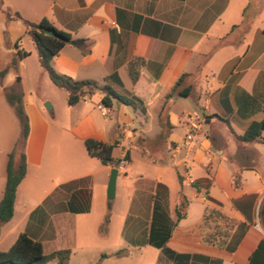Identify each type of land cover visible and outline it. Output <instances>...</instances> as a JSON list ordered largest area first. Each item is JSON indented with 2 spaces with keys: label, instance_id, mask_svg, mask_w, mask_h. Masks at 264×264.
<instances>
[{
  "label": "crops",
  "instance_id": "1",
  "mask_svg": "<svg viewBox=\"0 0 264 264\" xmlns=\"http://www.w3.org/2000/svg\"><path fill=\"white\" fill-rule=\"evenodd\" d=\"M0 2L28 22L46 18L71 35L76 44L51 61L58 74L106 85L135 104L106 107L98 92L67 105L40 68L24 24L0 11V72L15 60L0 77V119L14 121L6 93L21 97L28 119L26 173L5 225L16 220L17 236L39 241L45 256V238L58 244L51 254L72 253L78 222L90 219L98 192L100 220L110 202L108 228L119 218L133 249L154 248L176 264L147 243L160 222L170 232L164 246L181 264H264V144L235 138L252 123L264 137V0ZM159 136L163 143L154 147L143 141ZM17 137H0V200ZM86 140L113 145L114 163L90 157ZM123 159L108 201L110 170ZM182 198L184 216L174 225Z\"/></svg>",
  "mask_w": 264,
  "mask_h": 264
},
{
  "label": "trees",
  "instance_id": "2",
  "mask_svg": "<svg viewBox=\"0 0 264 264\" xmlns=\"http://www.w3.org/2000/svg\"><path fill=\"white\" fill-rule=\"evenodd\" d=\"M0 11L4 14L7 20L20 21L24 24L26 29V35L33 43L34 49L38 56L39 66L44 71L51 83L62 90L66 94V102L69 106H74L80 102L84 97L90 96L94 93H103L102 104L106 107H110L113 101L135 107L131 98L115 93L108 86H100L97 82L92 80L74 81L71 78L58 74L51 65V61L59 51L71 41V35L67 32L58 30L54 25L46 18H43L38 23H32L24 20L18 13H10L2 8L0 2ZM48 32V33H47ZM264 34V28L262 30ZM11 68L15 67V60L10 63ZM8 68H5L0 72V77H3ZM133 82L137 79V74H130ZM180 80L176 83H179ZM5 99L7 103L12 107L16 114L20 126L21 135L18 142L14 145L7 157V163L5 168V185L0 200V228L8 223L13 216L14 201L16 190L20 182L26 173V160L24 154L25 141L28 135V119L25 114L21 97L17 94L6 93ZM261 124L252 123L247 130L240 136L235 138L239 142L243 143H260L264 144V137L260 132ZM163 138L159 136L154 140H143L147 146L154 147L160 143H163ZM87 154L100 161L102 165H112L114 163L112 158L113 145L98 142L94 140H86L84 142ZM187 201L182 198L175 207L176 221L174 225L182 219L184 216V208ZM110 202L107 203V214L104 218V222L101 226V231L106 230V226L109 223L110 217ZM169 229L163 223H158L156 229L151 230L150 238L147 243L154 247L161 249L162 253L174 261L176 264H181L179 261L180 256L175 255L170 250L165 248V242L169 237ZM67 251L56 252L58 256L57 264H67ZM121 251L116 253L120 255ZM63 254V255H62ZM106 257L104 254L101 258ZM46 261V256L43 253L42 244L36 241L24 233H20L13 244L6 250L0 251V264H41Z\"/></svg>",
  "mask_w": 264,
  "mask_h": 264
},
{
  "label": "rangeland",
  "instance_id": "3",
  "mask_svg": "<svg viewBox=\"0 0 264 264\" xmlns=\"http://www.w3.org/2000/svg\"><path fill=\"white\" fill-rule=\"evenodd\" d=\"M128 110L131 112V109ZM13 114V122H5L0 119V137H5V135L8 137L11 135L12 137L18 134L16 140H14L15 145L20 139L21 126L14 111ZM156 128L157 126L154 125L152 133L149 135H153ZM146 173L151 177L155 174L152 170H146ZM162 179L171 184L172 174L165 172L162 174ZM95 198L96 202L90 219L78 222L75 251L67 253V264H171L167 263L154 248L146 247L147 250L142 251L130 247V237L126 236L125 232L120 235L121 222L119 218H115L109 228L107 224L106 230L102 232L101 226L104 222L102 218L100 220L102 212H104L102 196L100 197V193L97 192L95 193ZM20 229H22V226L17 225L16 220L0 228V251H6L13 244ZM43 241L46 261L41 264H57L58 256L51 254V251L58 244L53 243L52 238H45ZM63 244H70L69 239L67 238L64 243L62 242ZM120 251V255H116ZM100 253L106 257L100 258L98 256Z\"/></svg>",
  "mask_w": 264,
  "mask_h": 264
},
{
  "label": "water",
  "instance_id": "4",
  "mask_svg": "<svg viewBox=\"0 0 264 264\" xmlns=\"http://www.w3.org/2000/svg\"><path fill=\"white\" fill-rule=\"evenodd\" d=\"M71 44L75 45L76 42L71 41ZM45 107L48 108V106H46V105H45ZM118 164H119V161L116 162V166ZM117 173H118V171L116 168H112L110 170V173H109V179H108L107 188H106V198L108 201H112L114 198Z\"/></svg>",
  "mask_w": 264,
  "mask_h": 264
},
{
  "label": "built area",
  "instance_id": "5",
  "mask_svg": "<svg viewBox=\"0 0 264 264\" xmlns=\"http://www.w3.org/2000/svg\"><path fill=\"white\" fill-rule=\"evenodd\" d=\"M103 114H105V113L103 112ZM195 129H196V126L195 125H191L190 130L188 131V133L186 134V136L184 138L183 144L185 146L189 147L191 144H193V140H194V136H195ZM123 162H124V159L119 161V164L116 166L117 171H121L122 170Z\"/></svg>",
  "mask_w": 264,
  "mask_h": 264
}]
</instances>
